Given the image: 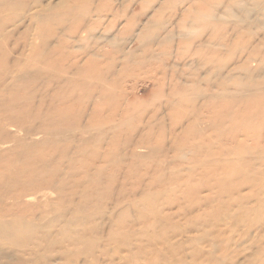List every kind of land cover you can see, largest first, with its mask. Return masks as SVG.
I'll return each mask as SVG.
<instances>
[{
  "label": "rangeland",
  "instance_id": "rangeland-1",
  "mask_svg": "<svg viewBox=\"0 0 264 264\" xmlns=\"http://www.w3.org/2000/svg\"><path fill=\"white\" fill-rule=\"evenodd\" d=\"M0 228V264H259L264 0H0Z\"/></svg>",
  "mask_w": 264,
  "mask_h": 264
},
{
  "label": "bare ground",
  "instance_id": "bare-ground-1",
  "mask_svg": "<svg viewBox=\"0 0 264 264\" xmlns=\"http://www.w3.org/2000/svg\"><path fill=\"white\" fill-rule=\"evenodd\" d=\"M59 3V2H58ZM53 3H51V5H52ZM42 5V4H41ZM11 6V5H10ZM52 9V8H51ZM31 18V17H30ZM50 40V39H49ZM3 41V40H2ZM26 46V45H25ZM46 46H47V44H46ZM48 47V46H47ZM33 48V47H32ZM43 49V48H42ZM32 52V51H31ZM85 58V57H84ZM221 74V73H220ZM231 79V78H230ZM40 115V114H39ZM10 118V117H9ZM12 125V124H11ZM27 126V125H26ZM35 126V125H34ZM32 130V129H31ZM20 142V141H19ZM24 142V141H23ZM22 149V148H21ZM52 149V148H51ZM32 153V152H31ZM73 153H75V152H73ZM76 158V157H75ZM24 160V159H23ZM37 162V161H36ZM51 164V163H50ZM76 168V167H75ZM8 172H9V170H7V169H4V171L2 172V175H4L3 176V178L5 179V182H7V183H12V181H15L16 179H17V177H14L13 178V175L9 178L8 177ZM59 176V175H58ZM68 177V176H67ZM9 185V184H8ZM66 188V187H65ZM78 192V191H77ZM83 192V191H82ZM10 195V194H9ZM22 209V208H21ZM76 209V208H75ZM18 211V210H17ZM76 211V210H75ZM28 215V214H27ZM229 222V221H228ZM230 223V222H229ZM227 225V224H226ZM237 226V225H236ZM236 226H234V227H236ZM254 227V226H253ZM7 228V227H6ZM5 228V229H6ZM234 230V229H233ZM251 230V229H250ZM4 231V229L3 228H0V233L1 232H3ZM232 232V231H231ZM207 236V235H206ZM209 236H210V234H209ZM249 236V235H248ZM216 238V237H215ZM214 238V239H215ZM209 239V238H208ZM230 239H232V238H230ZM210 241V240H209ZM223 241V240H222ZM42 242V241H41ZM264 242V233L263 234H261L259 237H257V239H256V241H253V244L255 245V247H256V249H257V251L255 252V255H254V258H255V261L257 262V263H259V264H261L263 261L260 259L261 257H262V255L264 254V248H263V246H262V243ZM212 243V242H211ZM224 243V242H223ZM215 244V243H214ZM213 245V244H212ZM223 245V244H222ZM243 245V244H242ZM215 247V246H214ZM218 248V247H217ZM245 248V247H244ZM263 248V249H262ZM224 249V248H223ZM21 250V249H20ZM220 250V249H219ZM222 250V249H221ZM237 250V249H236ZM242 250V249H241ZM241 250H239V251H237L236 253H234V255L233 256H230V255H228L227 253H224V255H222V258H221V260H222V262L224 263V264H226V263H229V264H237V257L240 255V254H242L240 251ZM229 252H230V250H228ZM24 252V251H23ZM195 251H193V250H191V251H189V256H190V259H191V261L188 263V261H186V260H180V263L179 264H199V263H201V264H203V262H199L198 261V258H197V256H196V254L194 253ZM19 253V252H18ZM205 256V255H204ZM30 259V258H29ZM32 261V260H31ZM37 261V260H36ZM152 262V261H151ZM36 263V262H35ZM244 264H252V262L251 261H248V262H245Z\"/></svg>",
  "mask_w": 264,
  "mask_h": 264
}]
</instances>
